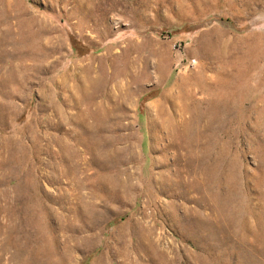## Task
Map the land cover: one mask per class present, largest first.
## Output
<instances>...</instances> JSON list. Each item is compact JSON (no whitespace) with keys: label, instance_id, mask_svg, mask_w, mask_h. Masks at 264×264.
<instances>
[{"label":"rangeland","instance_id":"1","mask_svg":"<svg viewBox=\"0 0 264 264\" xmlns=\"http://www.w3.org/2000/svg\"><path fill=\"white\" fill-rule=\"evenodd\" d=\"M0 264H264V0H0Z\"/></svg>","mask_w":264,"mask_h":264}]
</instances>
